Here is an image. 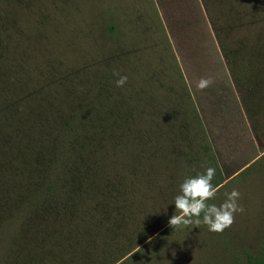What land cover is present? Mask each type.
Instances as JSON below:
<instances>
[{
  "label": "rangeland",
  "instance_id": "1",
  "mask_svg": "<svg viewBox=\"0 0 264 264\" xmlns=\"http://www.w3.org/2000/svg\"><path fill=\"white\" fill-rule=\"evenodd\" d=\"M260 6L255 0H0L9 80L23 106L107 109L114 121L123 116L118 131L133 129L140 138L129 143L118 133L125 144L115 140L102 165L100 153L90 155L99 159L89 168L96 181L116 195L107 201L117 218L92 234L93 251L104 259L146 238L131 264L264 259V39L254 57L243 54L250 34L264 30ZM114 72L128 77L123 87ZM201 77L213 83L200 90ZM186 105L201 116L206 150L192 147L200 133H164L165 124L154 131L160 114ZM177 121L187 124L181 116ZM207 167L215 168L213 185L223 181L207 203L219 206L236 189L244 211L222 232L210 231L203 213L199 227L165 225L179 214L173 201L180 184Z\"/></svg>",
  "mask_w": 264,
  "mask_h": 264
},
{
  "label": "trees",
  "instance_id": "2",
  "mask_svg": "<svg viewBox=\"0 0 264 264\" xmlns=\"http://www.w3.org/2000/svg\"><path fill=\"white\" fill-rule=\"evenodd\" d=\"M255 2L264 7V1ZM3 25L0 23V264H131L133 251L148 238L118 256H110L112 259L93 251L92 234L117 218V208H109L107 201L116 198L113 190L98 183V174L89 168L99 161L90 155L100 153L102 165L104 154L116 149L115 140L125 144L116 137L118 133L129 143L139 136L133 129L118 131V120L123 123L124 118L120 115L114 121L107 109L37 110L23 106L14 81L9 80L13 65L6 61L7 29ZM262 39L264 30L252 32L243 54L254 57L255 46ZM178 116L187 124L177 123ZM159 117L161 125L152 123L156 133L164 129L160 128L163 124L167 126L164 133L174 129L187 135L200 133L204 143L193 139L192 147L196 151L208 148L204 140L207 132L196 106L186 105ZM135 126L140 127L137 121ZM133 160L124 163V170L131 169L125 165L131 166ZM101 210L104 216L100 217ZM256 264H264V259Z\"/></svg>",
  "mask_w": 264,
  "mask_h": 264
},
{
  "label": "clouds",
  "instance_id": "3",
  "mask_svg": "<svg viewBox=\"0 0 264 264\" xmlns=\"http://www.w3.org/2000/svg\"><path fill=\"white\" fill-rule=\"evenodd\" d=\"M113 74L118 77L116 80L117 87H123L128 77L121 76L117 72ZM212 83L211 77H201L197 88L203 90ZM214 178L215 168L207 167L203 173L183 180L180 184V194L176 195L173 201L175 211L178 210L179 214L170 217L168 221L170 227L179 229L182 225L188 226L193 223L199 227L201 213H203V223L212 232H222L234 223L235 214L244 211L243 207L238 204L240 193L233 189L230 193H226L227 198L219 206L208 204L207 201L213 199L219 191V188L212 183ZM193 217H197V219L193 221Z\"/></svg>",
  "mask_w": 264,
  "mask_h": 264
}]
</instances>
